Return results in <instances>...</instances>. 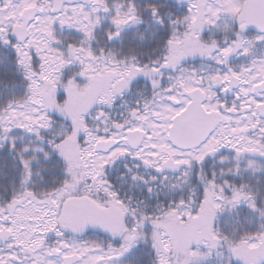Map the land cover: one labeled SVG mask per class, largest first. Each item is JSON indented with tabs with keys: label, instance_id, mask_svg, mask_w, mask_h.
<instances>
[{
	"label": "snow or ice",
	"instance_id": "1",
	"mask_svg": "<svg viewBox=\"0 0 264 264\" xmlns=\"http://www.w3.org/2000/svg\"><path fill=\"white\" fill-rule=\"evenodd\" d=\"M0 264H264V0H0Z\"/></svg>",
	"mask_w": 264,
	"mask_h": 264
}]
</instances>
